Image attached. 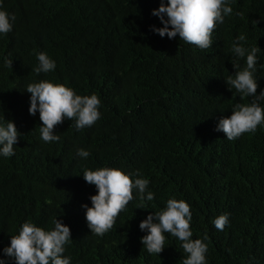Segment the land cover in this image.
I'll use <instances>...</instances> for the list:
<instances>
[{"label":"trees","instance_id":"trees-1","mask_svg":"<svg viewBox=\"0 0 264 264\" xmlns=\"http://www.w3.org/2000/svg\"><path fill=\"white\" fill-rule=\"evenodd\" d=\"M159 3L0 0L15 16L12 30L0 35V119L13 121L19 133L15 154L0 156V256L21 224L47 230L57 218L70 228L63 255L71 264H182L187 254L176 237L164 233L159 255L140 240L139 222L176 198L190 205L192 238L207 236V264H248L250 258L264 264V124L233 140L215 130L234 104L251 101L225 83L235 71L230 49L239 35L245 47L260 49L257 93L264 88V0H229L233 11L213 29L206 49L154 33L151 26L162 27L151 14ZM38 52L55 60L53 71H34ZM41 80L95 93L100 118L80 130L74 119H64L54 127L60 139L44 142L25 90ZM77 148L89 156H76ZM100 167L147 178L154 193L147 201L133 190L103 236L90 232L81 207L91 206L96 194L83 169ZM225 212L229 223L217 230L211 221Z\"/></svg>","mask_w":264,"mask_h":264},{"label":"clouds","instance_id":"clouds-1","mask_svg":"<svg viewBox=\"0 0 264 264\" xmlns=\"http://www.w3.org/2000/svg\"><path fill=\"white\" fill-rule=\"evenodd\" d=\"M233 9L229 0H160L159 6L151 14L158 17L162 27L151 26V30L160 37L169 39L179 37L185 43L209 48L212 44L211 34L216 25L223 23L225 16ZM15 16L3 9L0 4V35L12 30ZM245 36H237L231 45V52L236 60L232 61L235 71L225 79L230 91L235 89L241 97H251L249 103H236L231 114L221 116L216 124V131H221L229 140L239 138L245 132H255L257 125L264 124V88L257 93L258 47H245ZM38 66L35 72H50L56 67L55 60L46 53L36 54ZM243 58L242 67L237 61ZM5 67H10L12 60L4 58ZM25 90L30 93L28 112L39 113L42 124L39 127L41 140L56 142L60 139L54 133V127L64 119L73 120L74 127L80 130L90 127L100 118V99L95 93L77 94L72 88L48 80L32 82ZM19 133L13 121L0 119V156L11 157ZM76 156L87 158L89 152L83 148L76 149ZM83 179L94 185L96 194L91 195V206L82 204L87 227L94 235L103 236L109 231L118 214L133 200V190L142 200L152 201L154 193L148 190L149 180L138 177L135 173H125L122 169L100 167L83 169ZM130 177H132L130 179ZM192 213L190 205L183 199L169 198L164 208L149 212L139 222V229L145 233L140 237L143 248L149 254L159 255L165 245L164 233L177 238L180 247L187 255L182 264H207L208 250L205 235L193 239L190 228ZM217 230H223L229 223V214L222 213L212 219ZM51 229H45L26 221L20 225L18 234L10 236V243L2 249L0 264H6L5 257L14 260L15 264H71V257L63 255L65 245L70 242L71 232L62 220L55 219ZM250 258L248 264H253Z\"/></svg>","mask_w":264,"mask_h":264}]
</instances>
